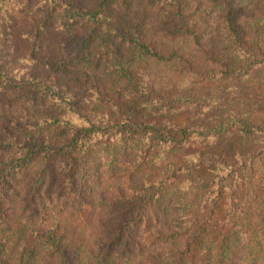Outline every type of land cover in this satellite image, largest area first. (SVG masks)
Returning <instances> with one entry per match:
<instances>
[{"label":"trees","instance_id":"obj_1","mask_svg":"<svg viewBox=\"0 0 264 264\" xmlns=\"http://www.w3.org/2000/svg\"><path fill=\"white\" fill-rule=\"evenodd\" d=\"M0 264H264V0H0Z\"/></svg>","mask_w":264,"mask_h":264}]
</instances>
